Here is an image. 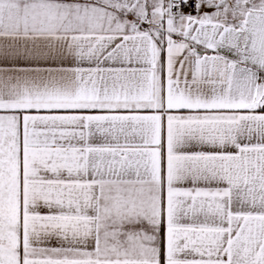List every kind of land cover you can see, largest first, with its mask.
Segmentation results:
<instances>
[{"label":"snow or ice","instance_id":"6c2138e0","mask_svg":"<svg viewBox=\"0 0 264 264\" xmlns=\"http://www.w3.org/2000/svg\"><path fill=\"white\" fill-rule=\"evenodd\" d=\"M0 264H264V0H0Z\"/></svg>","mask_w":264,"mask_h":264}]
</instances>
